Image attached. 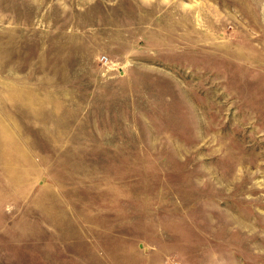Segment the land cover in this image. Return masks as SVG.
Wrapping results in <instances>:
<instances>
[{
    "label": "rangeland",
    "instance_id": "rangeland-1",
    "mask_svg": "<svg viewBox=\"0 0 264 264\" xmlns=\"http://www.w3.org/2000/svg\"><path fill=\"white\" fill-rule=\"evenodd\" d=\"M0 264H264V0H0Z\"/></svg>",
    "mask_w": 264,
    "mask_h": 264
},
{
    "label": "built area",
    "instance_id": "built-area-1",
    "mask_svg": "<svg viewBox=\"0 0 264 264\" xmlns=\"http://www.w3.org/2000/svg\"><path fill=\"white\" fill-rule=\"evenodd\" d=\"M103 60H105V59H103ZM106 61V60H105Z\"/></svg>",
    "mask_w": 264,
    "mask_h": 264
}]
</instances>
